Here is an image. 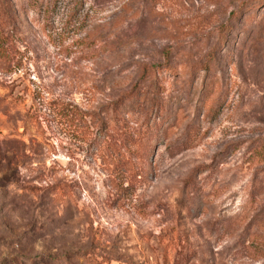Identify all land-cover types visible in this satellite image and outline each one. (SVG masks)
Wrapping results in <instances>:
<instances>
[{
  "label": "rangeland",
  "instance_id": "rangeland-1",
  "mask_svg": "<svg viewBox=\"0 0 264 264\" xmlns=\"http://www.w3.org/2000/svg\"><path fill=\"white\" fill-rule=\"evenodd\" d=\"M251 1L0 0V264H264Z\"/></svg>",
  "mask_w": 264,
  "mask_h": 264
},
{
  "label": "trees",
  "instance_id": "trees-1",
  "mask_svg": "<svg viewBox=\"0 0 264 264\" xmlns=\"http://www.w3.org/2000/svg\"><path fill=\"white\" fill-rule=\"evenodd\" d=\"M259 1L260 0H253V1H251L252 3H249V4H247V3H245L244 4V6H243V8L245 7V9H247V11L246 12H249V10H251V11H255V8H253V7H255V6H257V5H259ZM240 12H238V14H239ZM160 66H155L154 67V70H160V68H159ZM164 68H162L161 70H164V69H166V70H172V68L173 67H171L170 65H168V64H166V65H164L163 66ZM145 72V71H144ZM31 260H33V259H36V258H30ZM57 259H55V261H56Z\"/></svg>",
  "mask_w": 264,
  "mask_h": 264
}]
</instances>
